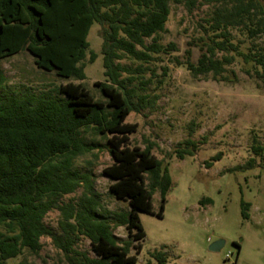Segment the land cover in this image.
<instances>
[{
	"label": "trees",
	"instance_id": "trees-1",
	"mask_svg": "<svg viewBox=\"0 0 264 264\" xmlns=\"http://www.w3.org/2000/svg\"><path fill=\"white\" fill-rule=\"evenodd\" d=\"M170 1L183 4L190 12L198 0H0V61L27 51L37 68L63 79H85L86 55L88 63L97 57L89 51L87 41L96 24L105 81L95 86L106 99L95 101L81 84L72 83L56 88L60 99L0 94V264L25 251L36 254L41 237L50 238L64 254L75 253L72 247L78 236L88 240L96 256L79 255L83 264H136L129 250L132 241L144 237L137 213H153L151 196L157 192L156 215L160 216L172 182L168 162L152 155V144L143 149L129 147L128 134L136 125L125 119L151 103L149 96L138 95L137 90L149 85L158 89L167 76V68L159 63L175 46L160 43V35L166 31ZM201 2L218 6L207 22L206 37L199 41L200 55L193 63L187 49L185 60L175 59L176 65L193 77L211 74L220 82L228 80L227 68L240 59L245 74L264 86V50L249 46L243 52L230 33L239 31L248 41L264 37V0ZM123 59L138 64L131 67L122 64ZM3 81L0 70V84ZM82 132L111 136L108 152L112 164L102 173L112 181L108 193L126 202L127 210L102 209L91 172L74 169L76 158L98 148L95 143H85ZM196 150V144L186 140L173 154L182 160ZM251 151L253 157L245 167L258 163L264 168V145H252ZM217 159L216 155L211 161ZM79 188L82 192L75 203L59 205L60 197ZM247 208L242 202L243 219H248ZM54 209L61 212L67 226L61 234L43 222ZM112 226L125 228L131 240L118 244ZM150 257L155 264H168L161 251Z\"/></svg>",
	"mask_w": 264,
	"mask_h": 264
},
{
	"label": "rangeland",
	"instance_id": "rangeland-1",
	"mask_svg": "<svg viewBox=\"0 0 264 264\" xmlns=\"http://www.w3.org/2000/svg\"><path fill=\"white\" fill-rule=\"evenodd\" d=\"M217 4H204L198 0L188 12L183 4L169 2L166 31L160 35V43H172L175 51L162 56L161 66L167 68L162 85H154L137 94L149 96L151 103L138 112H131L126 123L135 124V131L128 134L129 147L143 149L152 144V155L169 164L172 186L166 195L161 215L159 195L151 196L153 213L138 212V222L144 237L132 241L130 255L136 264H155L150 254L161 251L168 264H264V168L257 164L246 168L253 157L251 146L264 145V86L254 76L246 75L243 64L236 59L227 69L228 80L215 81L211 74L193 77L175 59L183 62L185 51L190 49L191 62L200 55L199 41L206 37L205 29ZM99 27L93 24L87 41L89 51L97 55L88 63L84 60L85 79H63L54 72H46L35 66L33 57L21 51L0 61L4 81L0 94H29L60 99L56 88L67 83L81 84L93 100L105 102L95 83L105 81L100 55ZM234 43L245 52L249 46L264 50V37L252 41L239 31L230 30ZM220 53L217 57H220ZM122 64L135 67L138 63L123 59ZM234 75L231 76L230 72ZM158 75L160 70L157 69ZM152 97H156L155 100ZM84 142L98 145L91 153L74 160V169L89 170L95 191L101 195L102 209L109 212L127 210V203L108 193L111 180L103 175L104 168L112 164L108 152L110 135L101 137L82 132ZM192 141L197 150L193 156L182 160L173 151L184 141ZM217 160L211 161L215 156ZM207 162H211L209 167ZM82 189L58 199L59 205L80 197ZM208 200V202L206 201ZM200 201H202L200 203ZM248 204V219L241 217V203ZM44 224L54 233L67 230L59 210L46 214ZM112 234L118 244L131 240L123 227L112 226ZM217 240L224 241L219 251L209 246ZM40 250L25 251L18 258H10L5 264H83V255L95 259L88 240L76 237L72 249L64 254L55 248L48 237L40 238ZM139 246V251L136 247ZM227 255V259H225Z\"/></svg>",
	"mask_w": 264,
	"mask_h": 264
},
{
	"label": "water",
	"instance_id": "water-1",
	"mask_svg": "<svg viewBox=\"0 0 264 264\" xmlns=\"http://www.w3.org/2000/svg\"><path fill=\"white\" fill-rule=\"evenodd\" d=\"M224 245V241L217 240L209 246L210 251H219Z\"/></svg>",
	"mask_w": 264,
	"mask_h": 264
},
{
	"label": "built area",
	"instance_id": "built-area-1",
	"mask_svg": "<svg viewBox=\"0 0 264 264\" xmlns=\"http://www.w3.org/2000/svg\"><path fill=\"white\" fill-rule=\"evenodd\" d=\"M225 259H227V255H225Z\"/></svg>",
	"mask_w": 264,
	"mask_h": 264
}]
</instances>
